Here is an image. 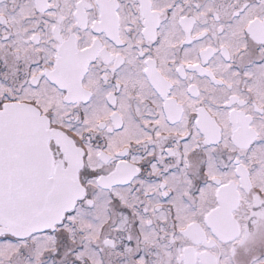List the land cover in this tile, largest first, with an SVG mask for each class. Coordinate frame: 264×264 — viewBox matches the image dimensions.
Returning a JSON list of instances; mask_svg holds the SVG:
<instances>
[{"label": "snow or ice", "instance_id": "obj_1", "mask_svg": "<svg viewBox=\"0 0 264 264\" xmlns=\"http://www.w3.org/2000/svg\"><path fill=\"white\" fill-rule=\"evenodd\" d=\"M0 264H264V0H0Z\"/></svg>", "mask_w": 264, "mask_h": 264}]
</instances>
